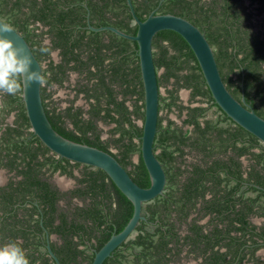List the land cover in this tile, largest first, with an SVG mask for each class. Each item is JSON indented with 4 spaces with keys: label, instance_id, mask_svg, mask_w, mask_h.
Here are the masks:
<instances>
[{
    "label": "trees",
    "instance_id": "16d2710c",
    "mask_svg": "<svg viewBox=\"0 0 264 264\" xmlns=\"http://www.w3.org/2000/svg\"><path fill=\"white\" fill-rule=\"evenodd\" d=\"M132 2L141 20L156 10L197 25L213 46L231 93L239 100L245 98L264 118V0ZM0 17L25 36L41 63L51 59L52 50H60L62 60H51L43 69L48 81L42 86L43 104L53 127L68 139L110 152L137 184L149 187L151 178L141 150L145 99L138 43L111 30L94 31L88 26L90 20L94 27L111 25L136 34L138 24L128 0H0ZM47 38L50 45L45 43ZM153 47L157 70H165L158 76L159 87L172 85L168 95H160V111L187 116L182 124L159 116L155 151L167 172L166 190L144 204L146 220L103 264H169L180 259L181 243L200 255L211 247V264H232L234 252L228 259L213 248L218 235L216 240L208 237L200 224L193 223L191 233L182 236L180 227L193 210H203L198 204L205 201L208 188L214 192L210 207L225 212L226 219L231 218L229 226L238 220L244 232L250 212L264 216V143L216 103L182 35L160 31ZM71 72L83 78L76 89L85 94L88 110L76 107L75 100L59 109L53 97L50 89L62 85ZM182 88L191 90L187 105L179 95ZM212 107L219 117H206ZM3 111L15 112L16 119L15 125L0 131V168L16 171L18 179L0 188V246L18 242L30 264H56L47 248L48 232L63 239L60 244L51 241L62 264H92L96 252L130 221L133 202L103 169L85 164L78 177L81 187L73 193L89 202L75 210L60 206L64 194L48 178L57 171L75 177L71 160L56 157L31 130L23 90L15 96L3 93ZM67 119L73 128L66 125ZM101 122L114 125L108 139L102 137ZM193 151L198 159L188 163L187 156ZM244 157L250 162L247 176ZM236 204L241 205L238 212ZM257 234L264 237V227ZM256 264L264 261L258 258Z\"/></svg>",
    "mask_w": 264,
    "mask_h": 264
},
{
    "label": "water",
    "instance_id": "95a60500",
    "mask_svg": "<svg viewBox=\"0 0 264 264\" xmlns=\"http://www.w3.org/2000/svg\"><path fill=\"white\" fill-rule=\"evenodd\" d=\"M128 3L134 21L138 24L136 34L126 33L111 25L94 27L89 24V28L94 31L111 30L119 36L138 43L145 99V119L141 123L143 126L141 150L151 178L149 187L137 184L128 169L110 152L73 141L60 134L53 127L46 113L42 98V86L33 83L23 89V101L34 134L57 155L74 162L103 169L134 204V213L130 221L122 231L113 234L96 252L92 264H103L118 247L135 233L140 221L146 220L143 212L144 204L162 195L167 184L165 168L155 151L161 89L154 59L153 41L158 32L173 30L182 35L193 49L216 103L231 119L264 143V118L246 102L245 98L239 100L231 93L222 77L214 48L205 33L190 20L172 13H156L154 10L145 20H141L132 0H128ZM0 21L9 23L1 17ZM13 28L14 32L8 34L10 38L16 40L18 45L33 57V70L38 67L43 70V64L35 55L31 44L20 31L14 26ZM47 248L56 264H62L50 243L47 244Z\"/></svg>",
    "mask_w": 264,
    "mask_h": 264
},
{
    "label": "flooded vegetation",
    "instance_id": "af4514ba",
    "mask_svg": "<svg viewBox=\"0 0 264 264\" xmlns=\"http://www.w3.org/2000/svg\"><path fill=\"white\" fill-rule=\"evenodd\" d=\"M89 24L92 25L90 20H88V26ZM45 43L50 45L51 39L47 38ZM50 58L51 59H48L42 63L43 69L47 67V64L51 60H54L55 62H60L62 60V57L60 55V50L59 49L52 50ZM164 71H165L164 68L160 69L158 71V76H161ZM79 82L83 83V78L80 75V73L71 72V74L68 75V77L65 79L62 85L54 84L53 87L50 89L54 92L53 97L57 101L59 109H64L65 107L70 105L72 100H75L74 104L76 107L82 106L85 110L89 109L90 104H89V101L86 99L85 94L77 92L76 87L80 86ZM164 86L166 87V89H168V88H171L172 85H167V83H165L161 86L160 88L161 94L166 96L168 95L167 91H166V95L163 94L162 92V87ZM58 89H67L69 92H71L69 94L71 95L73 94V96L68 95V98L60 99L59 97L55 96L56 90ZM182 89H186V88H182ZM78 98L84 99L85 105L78 104L77 103ZM190 98H191V93H190ZM183 103L186 105L189 104L190 99L187 102L183 101ZM194 104L205 105L203 103H194ZM164 111L166 112L165 116H169L171 119L175 120L178 124H182L183 120L187 116L184 113L182 117H178L177 115V118H174L171 116V114L175 112L168 113L166 110L160 111V115H164L163 114ZM206 117L216 118V117H219V114L217 113L215 117H208V116ZM14 122L15 120L9 123V125H15ZM65 123L68 127L73 128V124L70 121V119H67ZM109 125H113V124H109ZM184 127L187 129L190 126L185 125ZM102 137L104 138L103 134H102ZM255 151H258V149H255ZM55 156L58 157L59 155H55ZM136 156L134 157V159L136 158ZM197 159H198V156L195 151L190 152L187 156L188 163L196 161ZM242 160H243L244 169H245L244 176H247L248 175L247 170H250V167H249L250 162L245 157L242 158ZM75 164L76 162L71 161V167L73 169V173L75 177H71L68 174H63L61 171H57L54 174H52L50 178H48L49 182L52 183V185H54L56 188H58L62 194H64V196L59 201V205L62 207L70 206L74 210L76 209L77 206L81 207L84 205L85 202L86 203L89 202L88 200L84 202V199L82 197H79L78 194L76 195L73 193L75 190L81 187L78 177L82 176V173L84 171V166H85V164H82V163L80 165H75ZM2 169H6L10 176L6 179L4 183H0V188L3 186H6L12 180V178L14 180L18 179V177L16 176V171H10L7 168H2ZM49 174L50 173H48L47 175ZM64 176L73 179V182L69 183L68 181H65V180L63 181L62 178ZM165 190H166V187H165ZM239 194L240 193L238 192V196ZM246 195L255 196V193L247 192ZM213 196H214V192L212 191V189L208 188L205 194V198H206L205 201L203 202V204H201V202L200 204H198L199 208L203 207V210L202 211H200L199 209L193 210L189 214L188 220H187L188 222L182 223L180 227V234L182 236H185L187 233H191L190 231H191L192 224L198 223L202 226L203 233L205 235H208V237L211 236V238H214L216 240L217 235L219 236V242L213 248L219 251L220 256L225 257V255H227V258L231 259L233 256V252H234L235 259L233 260L232 264H256L258 258L264 261V237H261L257 234V232L264 227V216H259L254 212H250V214L247 217V220H248L247 227L248 228H246L245 230L246 232L245 231L243 232V230L240 229V222L238 220H234L235 226H229L231 218L226 219V217L224 216L225 212L220 213L216 210H213L210 207L211 205L209 204V202L212 201ZM240 208H241V205L236 204L237 212L240 210ZM255 210H257V208ZM235 212L230 217H234L235 214L237 213ZM58 221L59 220H57V223ZM134 234L131 237H133ZM47 237H48L47 244L50 243V245H51V241L58 242L59 244L62 243L63 241V239L58 234H50L47 232ZM243 239L244 241L242 242ZM257 245H261L260 248H257ZM172 246H175V244H172ZM179 246L182 249V252L179 255L180 259L174 258L169 264H211V261H212L210 258L211 250H212L211 247H208L209 251L207 253H203L200 255L199 252H190L189 244L181 243L179 244Z\"/></svg>",
    "mask_w": 264,
    "mask_h": 264
},
{
    "label": "clouds",
    "instance_id": "9594fccd",
    "mask_svg": "<svg viewBox=\"0 0 264 264\" xmlns=\"http://www.w3.org/2000/svg\"><path fill=\"white\" fill-rule=\"evenodd\" d=\"M13 32L11 24L0 21V93L15 96L33 83L44 86L48 81L40 67L33 70V57L10 38ZM0 264H30V260L18 242H10L0 246Z\"/></svg>",
    "mask_w": 264,
    "mask_h": 264
},
{
    "label": "rangeland",
    "instance_id": "374dc122",
    "mask_svg": "<svg viewBox=\"0 0 264 264\" xmlns=\"http://www.w3.org/2000/svg\"><path fill=\"white\" fill-rule=\"evenodd\" d=\"M166 91H167L166 87L165 86L162 87L163 94L166 95ZM69 93H71V92H69L67 89H58V90H56L55 96L59 97L60 99H66V98H68V95H71ZM179 93H180L181 99L184 102H187L190 99L191 91L189 89H182V90H180ZM71 96H73V94ZM84 102H85L84 99L78 98V101H77L78 104L85 105ZM163 114L166 115V112L164 111ZM216 114H217V108L216 107H212L211 109H209L207 111L208 117H215ZM171 116L174 118H177L176 113L171 114ZM15 117H16L15 112H12L11 114H6L3 111V93H0V131H2V128L4 126H6L9 123H11L12 121H14L16 119ZM113 126L114 125L105 124L103 122L100 123V128L103 130V135H104L105 139H108L110 137V134H111L110 130L113 128ZM135 159H137V156ZM9 176L10 175L8 174V171L6 169H2V168L0 169V183H4ZM62 180L68 181L69 183L73 182V179L66 177V176H64L62 178Z\"/></svg>",
    "mask_w": 264,
    "mask_h": 264
}]
</instances>
